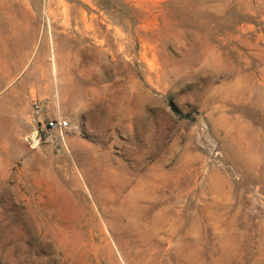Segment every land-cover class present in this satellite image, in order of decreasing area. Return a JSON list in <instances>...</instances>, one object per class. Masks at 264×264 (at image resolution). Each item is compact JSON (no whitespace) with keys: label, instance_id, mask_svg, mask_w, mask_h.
<instances>
[{"label":"rangeland","instance_id":"obj_1","mask_svg":"<svg viewBox=\"0 0 264 264\" xmlns=\"http://www.w3.org/2000/svg\"><path fill=\"white\" fill-rule=\"evenodd\" d=\"M0 264H264V0H0Z\"/></svg>","mask_w":264,"mask_h":264},{"label":"built area","instance_id":"obj_2","mask_svg":"<svg viewBox=\"0 0 264 264\" xmlns=\"http://www.w3.org/2000/svg\"><path fill=\"white\" fill-rule=\"evenodd\" d=\"M33 106L36 115V125L32 131L27 134L26 140L30 147L35 149L55 132L63 135L66 129L70 126V121L64 116L46 113L45 106L40 99H36Z\"/></svg>","mask_w":264,"mask_h":264},{"label":"crops","instance_id":"obj_3","mask_svg":"<svg viewBox=\"0 0 264 264\" xmlns=\"http://www.w3.org/2000/svg\"><path fill=\"white\" fill-rule=\"evenodd\" d=\"M32 76L33 77L29 78L28 79V83L26 84L27 90H28V94L31 95L32 92L38 93L40 95L48 94L50 92V90L52 89V87H53V80H52V78L51 77H48L47 78V81L45 83H42L36 77H34V75H32ZM20 86H21V83H18V84L13 85L12 86L13 92L15 90H17ZM15 128L16 127H11V131L8 132V134H10L9 137H8L9 140H13L15 138L13 136V134H14V131L13 130ZM5 141H7V140L4 139V142Z\"/></svg>","mask_w":264,"mask_h":264}]
</instances>
